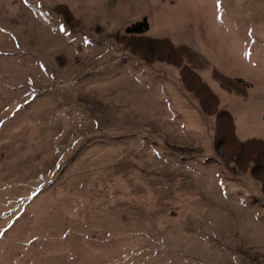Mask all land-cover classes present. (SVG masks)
<instances>
[{"label":"rangeland","instance_id":"374dc122","mask_svg":"<svg viewBox=\"0 0 264 264\" xmlns=\"http://www.w3.org/2000/svg\"><path fill=\"white\" fill-rule=\"evenodd\" d=\"M0 29V264H264V0H0Z\"/></svg>","mask_w":264,"mask_h":264},{"label":"trees","instance_id":"16d2710c","mask_svg":"<svg viewBox=\"0 0 264 264\" xmlns=\"http://www.w3.org/2000/svg\"><path fill=\"white\" fill-rule=\"evenodd\" d=\"M148 29V23H147V21H146V19H144L142 22H140V23H137L135 26H134V28L132 29V31L133 32H135V33H139V34H141V33H143V32H145L146 30ZM256 141H258V140H256ZM242 141H240V143H241ZM243 142H245V141H243ZM242 142V143H243ZM246 142H254V141H246ZM260 142H262L263 144H264V140L263 141H260ZM242 144H240V146H241ZM259 158H260V154L258 153V157H257V161H259ZM258 164H261L260 162H257Z\"/></svg>","mask_w":264,"mask_h":264},{"label":"built area","instance_id":"2783aa9c","mask_svg":"<svg viewBox=\"0 0 264 264\" xmlns=\"http://www.w3.org/2000/svg\"><path fill=\"white\" fill-rule=\"evenodd\" d=\"M250 264H260V257L257 256L256 254H254L251 258H250Z\"/></svg>","mask_w":264,"mask_h":264},{"label":"snow or ice","instance_id":"6c2138e0","mask_svg":"<svg viewBox=\"0 0 264 264\" xmlns=\"http://www.w3.org/2000/svg\"><path fill=\"white\" fill-rule=\"evenodd\" d=\"M218 5H219V0H218ZM218 19H219V17H218ZM0 31H2V29H0Z\"/></svg>","mask_w":264,"mask_h":264}]
</instances>
